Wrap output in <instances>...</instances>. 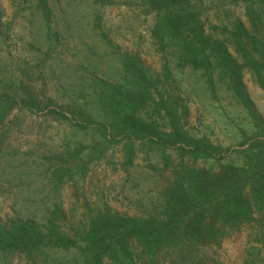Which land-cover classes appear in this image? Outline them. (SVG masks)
<instances>
[{"label":"rangeland","instance_id":"1","mask_svg":"<svg viewBox=\"0 0 264 264\" xmlns=\"http://www.w3.org/2000/svg\"><path fill=\"white\" fill-rule=\"evenodd\" d=\"M182 1L185 36L162 0H0V228L42 233L0 264H264V199L177 204L264 172V0Z\"/></svg>","mask_w":264,"mask_h":264},{"label":"trees","instance_id":"2","mask_svg":"<svg viewBox=\"0 0 264 264\" xmlns=\"http://www.w3.org/2000/svg\"><path fill=\"white\" fill-rule=\"evenodd\" d=\"M162 2L164 4H167L164 7L165 10H163L162 18L164 22L162 21V23L164 24L167 22L168 25H171L172 28V29H167V31L174 36H185L186 35L185 31H191L189 20L190 21L196 20L194 17L195 14L194 9L189 8V4H185V6H182V2H183L182 0H162ZM43 8L45 15L51 12V10L48 7H43ZM138 95L139 94L132 93L129 99L133 102L136 100ZM109 96L113 100L121 99L119 92L117 91H112L111 93H109ZM33 104L36 105L38 104V102L36 101ZM114 117L115 120L111 121L109 125H106V127L104 128L105 132H108V130H111L112 132H125L126 128L130 124L136 121L134 116H127L126 118L128 120L118 116H114ZM79 120L86 123V124L84 123L83 125L91 124V119H89V117L79 116ZM257 152L259 153L261 159L262 158L264 159V149H258ZM243 173L245 172H241L240 174L235 175L234 177L235 179L232 181V183H230L232 185L227 183L229 187L228 188L229 191L225 194L226 199L220 200L219 198H217L219 195L218 190L219 191L222 190V187L219 188L215 185H212L213 188H210L208 186V183H206L203 184V186L197 188L196 191L197 196L194 195L191 187H187V189L190 188V191L189 192L187 190L183 191L186 199L184 200L179 199L177 203L179 204L178 205L179 208L181 209L185 205V202L187 201L192 204V207H195L198 201L205 199L207 201L209 198H212L215 200L212 201V203L210 204L211 207L207 210V213L215 215L217 212L224 210L228 212L227 214L228 218L233 219L232 209L234 208V206L242 205V204L244 206V203L242 201H238V198L243 197L244 198L243 201L249 204L253 203L252 199H254L256 203L257 201H261L264 199V172L259 169H256V171L253 172L250 177H246L245 174L243 175ZM249 185H252L253 187L252 196H249L248 194L249 192L247 193L245 189V187ZM233 193L237 194V198L232 197ZM263 204H264V200H263ZM186 205L183 207V210L187 212L188 207ZM179 208L178 211H180ZM203 209L204 212L205 208ZM199 221L200 219H193V218L189 221L190 226L193 229L190 231V234L193 233L194 230H195L194 234H198L197 231H199L200 229ZM20 223L12 224L10 227H8V230H4L0 228V248H3L5 244L6 249L7 248L14 249L18 247L32 249L41 243V239H42L40 236L42 235L41 231L39 235H37V233H35L34 228H32L29 224L25 225L24 222L22 224ZM35 235L38 236V241L35 239L34 237Z\"/></svg>","mask_w":264,"mask_h":264}]
</instances>
